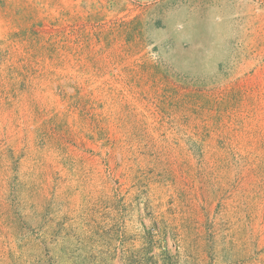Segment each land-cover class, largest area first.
Masks as SVG:
<instances>
[{
	"label": "rangeland",
	"instance_id": "rangeland-1",
	"mask_svg": "<svg viewBox=\"0 0 264 264\" xmlns=\"http://www.w3.org/2000/svg\"><path fill=\"white\" fill-rule=\"evenodd\" d=\"M0 264H264V0H0Z\"/></svg>",
	"mask_w": 264,
	"mask_h": 264
}]
</instances>
